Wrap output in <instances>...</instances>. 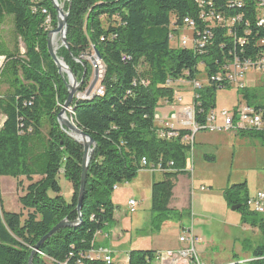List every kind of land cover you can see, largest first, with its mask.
<instances>
[{"label":"trees","instance_id":"trees-1","mask_svg":"<svg viewBox=\"0 0 264 264\" xmlns=\"http://www.w3.org/2000/svg\"><path fill=\"white\" fill-rule=\"evenodd\" d=\"M262 1H65L70 51L61 48L58 56L82 82L79 91L85 92L94 70L83 58L97 53L105 66L101 79L104 94L91 100L74 99L70 107L74 124L95 143L81 222L60 229L42 244L32 264H106L91 255L98 248L95 238L115 227L111 195L119 185L129 184L149 169L141 167L142 159L160 166L164 176L152 187L153 223L159 225L161 218L173 211L169 205L175 183L180 175L190 174L188 153L195 141L183 142L192 134L188 129L179 130L177 139L160 138L156 109L180 104L194 107L197 125L207 124L208 114L216 112L218 92L235 87L207 82L195 90L198 98L191 95L187 103L173 85L204 83V79L223 74L235 60L244 63L262 56ZM57 21L50 0H0V28L6 23L12 26L8 39L0 33V57L4 58L3 67L0 59V90L6 86L4 93L0 92V112L6 117L0 129V180L10 177L16 181L24 193L19 202L27 212L25 216L7 212L0 199V264H29L33 251L53 228L64 220H79L84 146L58 123L69 90L65 75L59 73L49 55L50 30L45 29L49 24L56 28ZM185 29L192 36L184 45L179 34ZM235 89L238 105L246 104L264 113L260 91L249 85ZM257 131L239 130L235 135L257 140L264 148V131ZM61 176L71 184L70 200L62 195ZM22 178L28 182L25 189ZM245 187L235 185L224 197L229 207L240 206L237 211L242 214L243 226L258 231L262 243L243 241V250L251 251L252 258L239 264H264V214L248 209L246 203L252 196L240 197ZM184 215L179 213L180 221ZM157 255L153 250H134L128 253V264H157Z\"/></svg>","mask_w":264,"mask_h":264},{"label":"rangeland","instance_id":"rangeland-1","mask_svg":"<svg viewBox=\"0 0 264 264\" xmlns=\"http://www.w3.org/2000/svg\"><path fill=\"white\" fill-rule=\"evenodd\" d=\"M65 1L58 0L62 9L65 8ZM54 29L56 28L49 26L50 31ZM11 32L12 26L9 23L0 28V33L6 39L11 36ZM179 36L190 39L192 33L185 29ZM58 42V50L53 45L57 54L61 49L60 35ZM83 59L92 65L93 70L95 69L91 85L98 79L95 88L101 86L100 77L104 75L102 71L105 70V66L100 62V56L97 53H92L91 56H84ZM61 60L63 61V59ZM95 61L98 62L95 63ZM3 64L4 61L2 67ZM65 77L67 79L66 75ZM245 81L250 89L260 91L264 95V75L249 74ZM78 83L80 82L78 81ZM91 85L85 92L78 93L76 97L81 98L86 95V92L89 93ZM173 88L184 98V101L188 95L194 94L193 86L187 82L175 83ZM5 90L6 86H3L0 92L4 93ZM78 98L75 99L79 100ZM238 99L239 96L235 88L219 91L216 113L233 109L238 105ZM180 105H162L156 109L158 134L159 131H164L163 126L167 124L164 120L168 121L173 115L184 110L185 105ZM69 110H67L65 118L73 122L71 119L73 110ZM179 110L181 111L178 112ZM5 119L6 117L0 112V129ZM227 135L224 132H200L195 136L196 145L188 153L190 174L178 177L173 190L174 199L171 204L173 211L161 218L163 221H159V225L153 223L154 214L152 212V182H154L153 176L155 175L149 170H144L129 184L119 185V188L112 193L111 200L118 218L116 225L118 224L120 233L125 237L112 243V245H116L114 246V264H127L128 253L134 250H153L164 253L178 249L183 225L186 228H192L193 233L201 238V244L197 246V249L200 259L205 264H239L246 258H252L251 251L243 250V241L248 239L253 245H256L262 243V237L258 231L254 232L243 226L242 214L232 211L224 194L233 186L241 184L246 186L240 193L241 198L264 191V148L257 140L249 137L244 138L236 135L229 137L230 135ZM207 155L214 156L215 159L208 161L205 158ZM161 178V174L157 173L155 181ZM150 180L151 186L149 185ZM22 183L25 189L28 186L27 180L22 178ZM59 183L62 195L70 200L72 196L71 184L63 176L59 177ZM23 194V191L17 188L14 179L1 178L0 199L7 212H21L24 213V216L27 215L19 202V198ZM130 200H135L138 203L134 214L128 212ZM179 213H185L181 221Z\"/></svg>","mask_w":264,"mask_h":264},{"label":"built area","instance_id":"built-area-1","mask_svg":"<svg viewBox=\"0 0 264 264\" xmlns=\"http://www.w3.org/2000/svg\"><path fill=\"white\" fill-rule=\"evenodd\" d=\"M39 2H44L46 0H37ZM264 8V1L260 4ZM43 14H46L45 10H42ZM49 23V21H48ZM187 24H191L186 21ZM264 24L263 21L260 22V26ZM50 25V24H49ZM49 25L45 27L49 30ZM187 37H182L181 42L185 45L188 43ZM264 46V40L260 42ZM260 44V46H261ZM97 69V67H95ZM95 71V69H94ZM224 73L218 74L210 80L196 81L192 86L194 90L193 99H197V94H195V86H204L205 83H227L228 86L235 87L237 89L246 88V78L249 74L264 75V53L262 56H258L255 61L249 60L244 63H239L235 60L230 66H227ZM105 74V70L102 74ZM224 76V78H223ZM101 79L104 78L100 77ZM145 84V82H143ZM93 93L88 95L87 92L84 96H92L97 93H104L101 86L93 89ZM178 97L176 96V99ZM79 99V98H78ZM177 102H181V99H177ZM207 124L200 127L196 122V111L194 107H187L182 110L181 113L173 115L170 119L173 122L179 124L180 129H175L174 124L169 122L166 126H163L164 131H159L160 138L166 139L167 141L179 138V130H190L191 135L185 136L183 142L193 143L195 136L200 132L208 133H219L224 132L227 134H236L239 130H255V126H264V113L258 112L255 108L250 107L246 104H241L235 106L231 110H223L219 114L212 111L207 116ZM157 122V121H156ZM2 127V126H1ZM191 148L190 150H193ZM149 165V166H148ZM173 166L172 163L169 164L168 168ZM142 168H149L148 170L152 173H163L160 166H152L146 159L141 161ZM138 203L135 200H131L128 203V212L134 214L136 212V207ZM248 209L257 214H264V191L258 192L254 196L250 197L246 203ZM98 236V235H97ZM99 237V236H98ZM180 246L176 250L167 251L164 253L158 252L157 264H205L199 257L197 246L201 244V238L193 233L192 228L183 227L182 235L179 239ZM91 255L96 258H102L106 264L113 263V253L109 249L97 248L91 252Z\"/></svg>","mask_w":264,"mask_h":264},{"label":"water","instance_id":"water-1","mask_svg":"<svg viewBox=\"0 0 264 264\" xmlns=\"http://www.w3.org/2000/svg\"><path fill=\"white\" fill-rule=\"evenodd\" d=\"M54 10L57 12V27L56 29L52 30L48 34L47 38V48L50 57L52 58L53 62L57 66L59 73L61 75L65 74L67 76V79H65V83L67 85V88L69 90V96L63 107L61 108V111L58 115V123L61 125L62 129L66 130L67 135L74 139L76 142L82 144L84 146V156H83V173H82V179H81V188H80V197H79V205L77 207V212L79 214V220L76 223L68 222L67 220L62 221L60 224H58L55 228H53L49 234L43 238V240L38 244L36 249L33 251L29 264L33 263V256L34 254L39 250L40 246L44 244L48 239H50L52 236H54L60 229L65 227H72L76 226L81 222V209H82V201L86 190V184H87V175H88V167L89 162L91 158V154L93 153V149L95 146V143L93 139L85 134L83 131H81L73 122L69 121L68 118H65L67 115V110L70 109L73 101L80 93L79 89L82 84V82L78 83L77 79L73 75L72 71L69 69V67L59 58L57 51L53 47V37L58 34L60 35L61 39V48H65L68 51H70L68 42L66 39V32H67V17L68 13H65L64 9L60 8L58 0H50ZM4 61L3 57H0ZM97 80L91 85L89 93L95 88V85L97 83ZM87 93V94H89ZM70 111V110H69ZM73 135L80 136L82 138V141H78ZM240 209V206H233L232 211H237Z\"/></svg>","mask_w":264,"mask_h":264},{"label":"crops","instance_id":"crops-1","mask_svg":"<svg viewBox=\"0 0 264 264\" xmlns=\"http://www.w3.org/2000/svg\"><path fill=\"white\" fill-rule=\"evenodd\" d=\"M188 97H189V99H188ZM191 101V95H188L187 97H186V100L184 101V102H187V103H189ZM181 110H179L178 112H180ZM177 114H179V113H177ZM165 121V123H168L169 122V124H171V123H173L174 124V128L175 129H180V126H179V124H177L176 122H173V121H171V120H168V121H166V120H164ZM230 135V136H229ZM233 135H235V134H228L227 136H229V137H232ZM197 136V135H196ZM195 145H196V137H195ZM195 147V146H194ZM208 156V155H207ZM206 156V157H207ZM211 156V155H210ZM205 157V158H206ZM213 157V156H212ZM157 174V173H156ZM156 174H153V175H155V176H153V178H154V182H152V185H153V183H155V182H160V181H163L164 180V176L161 174V176H162V178L160 179V180H158V181H155L156 180ZM178 180V179H177ZM188 181V180H187ZM176 184V183H175ZM149 185L151 186V180L149 181ZM71 195H72V193H71ZM66 199V198H65ZM174 199V197L171 199V202H170V205H169V207H170V209H172L173 210V208H172V206H171V204H172V200ZM67 200V199H66ZM130 202V201H129ZM186 214H188L187 213V211H186ZM114 218H115V221H116V223H118V218H117V215H116V213H115V216H114ZM125 236L123 235V234H121L120 233V229L118 228V224L117 225H115V227L112 229V230H110L109 231V233H106V234H103V235H100L99 237H97V239H96V243H97V246H98V248H105V249H109V250H111V252L112 253H114L115 252V248H114V246H116V245H112V243H114V242H116L117 240H119V239H123ZM198 250V249H197ZM159 252V251H158ZM114 259V258H113ZM114 261V260H113ZM127 264H128V259H127Z\"/></svg>","mask_w":264,"mask_h":264},{"label":"bare ground","instance_id":"bare-ground-1","mask_svg":"<svg viewBox=\"0 0 264 264\" xmlns=\"http://www.w3.org/2000/svg\"><path fill=\"white\" fill-rule=\"evenodd\" d=\"M32 1H35V0H32ZM61 4V3H60ZM63 5V4H62ZM61 8H63L62 6H60ZM58 38H59V35L56 34L54 37H53V45L55 47V49H59V42H58ZM98 62V61H95V63ZM101 62V60H100ZM99 62V63H100ZM102 63V62H101ZM101 68V67H100ZM202 86H195V90H199ZM196 92V91H195ZM104 93H97V94H94L92 96H82L81 98H79V100L81 99H84V100H91L95 95H103ZM86 97V98H85ZM255 130H258V131H264V126H255ZM257 131V132H258ZM78 141H82V138L80 136H77V135H73ZM250 260H247L245 261L244 263H248ZM232 264V263H231Z\"/></svg>","mask_w":264,"mask_h":264}]
</instances>
